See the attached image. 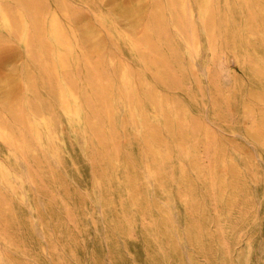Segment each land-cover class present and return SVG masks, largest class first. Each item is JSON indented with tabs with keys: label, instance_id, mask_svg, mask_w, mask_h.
<instances>
[{
	"label": "rangeland",
	"instance_id": "374dc122",
	"mask_svg": "<svg viewBox=\"0 0 264 264\" xmlns=\"http://www.w3.org/2000/svg\"><path fill=\"white\" fill-rule=\"evenodd\" d=\"M0 264H264V0H0Z\"/></svg>",
	"mask_w": 264,
	"mask_h": 264
},
{
	"label": "bare ground",
	"instance_id": "6f19581e",
	"mask_svg": "<svg viewBox=\"0 0 264 264\" xmlns=\"http://www.w3.org/2000/svg\"><path fill=\"white\" fill-rule=\"evenodd\" d=\"M228 106V105H227Z\"/></svg>",
	"mask_w": 264,
	"mask_h": 264
}]
</instances>
